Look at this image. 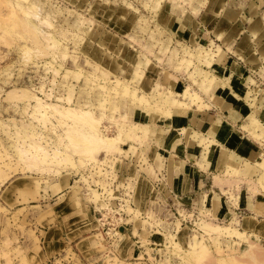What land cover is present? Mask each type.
Returning a JSON list of instances; mask_svg holds the SVG:
<instances>
[{"label": "rangeland", "instance_id": "1", "mask_svg": "<svg viewBox=\"0 0 264 264\" xmlns=\"http://www.w3.org/2000/svg\"><path fill=\"white\" fill-rule=\"evenodd\" d=\"M209 5L0 0V264L35 263L31 248L40 250L45 234L35 216L65 188L92 205L99 227L92 239L103 251L90 258L69 245L47 264H264V67L253 73L245 95L253 110L245 134L259 151L253 158L228 155L215 178L223 199L188 208L166 204L158 186L149 189L151 178L165 184L171 177L162 144L166 131L153 115L207 106L190 86L174 92L172 78L199 63L211 67L222 51L191 49L175 39V22L186 26ZM199 73L206 93L223 88L212 72ZM83 111L96 117L92 128L77 120ZM181 133L205 152L217 143L196 130ZM256 161L261 170H245ZM22 183L43 190L45 200L6 204V194ZM18 194H24L19 187ZM124 232L131 236L128 255L118 244Z\"/></svg>", "mask_w": 264, "mask_h": 264}, {"label": "crops", "instance_id": "2", "mask_svg": "<svg viewBox=\"0 0 264 264\" xmlns=\"http://www.w3.org/2000/svg\"><path fill=\"white\" fill-rule=\"evenodd\" d=\"M263 7L264 0H210L209 8L204 6L197 18L188 19L186 26L182 27L179 22H175V39L179 42L178 45L186 43L191 45V49L195 44L200 45L199 48L202 45L213 46V50L220 46L222 51L214 57L211 67L198 62L199 70L194 66L190 70H177L175 78H172L174 92H183L190 86L202 96L207 106L198 108L193 105L185 110L174 108L172 117L160 113L153 115L156 121H161L166 131L162 144L166 147L163 148L167 151L164 160L171 177L165 184L151 178L149 189L152 192V188L158 186L160 199H165L166 204L170 201L189 208L194 203L211 205L220 198L222 200L225 192L215 178L218 179L217 172L226 167L228 155L241 159L253 158L259 151L257 143L246 137L245 131L248 130L244 128V122L253 111L245 96L247 88L252 84L253 73L264 67ZM200 69L215 74L224 84L223 88L215 85L206 93L200 85L203 78L199 73ZM192 73L194 78H191ZM150 117L148 116L149 119ZM183 128L215 138L216 146H211L208 152H205L204 147L199 149L196 141L181 133ZM259 163L247 162L245 170L248 171L252 167L261 170L257 166ZM15 187L14 193L5 196V203L8 205L12 203L16 207L24 204L26 198L32 203L40 197L44 199V191L38 193L34 185L22 183L15 184ZM18 187L24 194H18ZM5 189L7 185L3 190ZM51 194H55L51 203L42 204L43 208L36 210L37 223L39 219L44 223H40L43 229L39 231L45 234L42 235L41 249L34 251L31 248L35 262L31 264H47L48 260L66 250L69 245L78 248L90 258L98 251L102 252V242L99 241L98 245L95 244L97 241L92 239L97 235L94 231L99 228L95 224L97 218L92 205L87 204L80 195L68 188ZM126 230L132 232L130 227ZM128 233L124 232L121 238L123 240L118 241V244L121 242L123 245L124 255H128L131 249L128 240L131 236ZM128 242L129 248H125L124 244ZM131 242L133 245V240ZM115 255L117 256V253Z\"/></svg>", "mask_w": 264, "mask_h": 264}, {"label": "bare ground", "instance_id": "3", "mask_svg": "<svg viewBox=\"0 0 264 264\" xmlns=\"http://www.w3.org/2000/svg\"><path fill=\"white\" fill-rule=\"evenodd\" d=\"M71 112V111H70ZM73 113V112H72ZM71 114V113H70ZM77 116H76V118H77V120L78 121H80V123L81 122H83L82 123V125H84V127H85V125H89L91 128L93 127V126H95V122H97V119H96V117H94V115L91 113V112H89V111H83V113H80V114H76ZM72 120V119H71ZM77 123V122H76ZM107 140H109V139H107ZM110 141V140H109ZM111 142V141H110ZM110 142H108V143H110ZM106 145H108V144H106ZM110 146V145H109ZM113 147V146H112ZM236 162V161H235ZM237 170V169H236ZM221 232V231H220ZM200 248H201V250L202 251H206L207 250V248L205 247V245H201L200 246ZM200 250V251H201ZM199 251V252H200ZM203 253V252H202ZM200 255V254H199ZM198 255V256H199Z\"/></svg>", "mask_w": 264, "mask_h": 264}, {"label": "built area", "instance_id": "4", "mask_svg": "<svg viewBox=\"0 0 264 264\" xmlns=\"http://www.w3.org/2000/svg\"><path fill=\"white\" fill-rule=\"evenodd\" d=\"M113 191V193H112V195H114V190H112ZM103 193V192H102ZM106 198H108L109 197V195H108V193L106 194V196H105ZM109 208H111V207H109V205H108V208H106V210H107V214L109 213L108 211H109ZM112 209V208H111ZM101 212V211H100ZM105 214L104 213H102V215H101V217L99 218L101 221H103V224L105 225V223H106V221H108L107 219H105ZM110 217V216H109ZM110 229H112V230H116L117 228L116 227H114V228H109L108 230H110ZM109 231H107L106 233H108Z\"/></svg>", "mask_w": 264, "mask_h": 264}]
</instances>
